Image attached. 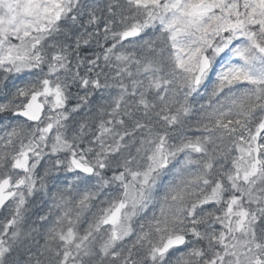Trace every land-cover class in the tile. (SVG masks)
<instances>
[{"label": "snow or ice", "instance_id": "1", "mask_svg": "<svg viewBox=\"0 0 264 264\" xmlns=\"http://www.w3.org/2000/svg\"><path fill=\"white\" fill-rule=\"evenodd\" d=\"M0 264H264V0H0Z\"/></svg>", "mask_w": 264, "mask_h": 264}]
</instances>
